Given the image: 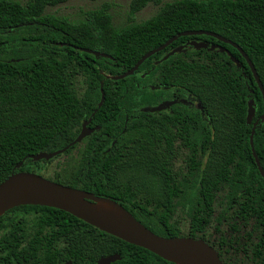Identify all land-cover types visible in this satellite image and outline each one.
I'll return each mask as SVG.
<instances>
[{
  "label": "trees",
  "instance_id": "1",
  "mask_svg": "<svg viewBox=\"0 0 264 264\" xmlns=\"http://www.w3.org/2000/svg\"><path fill=\"white\" fill-rule=\"evenodd\" d=\"M66 1L0 0V183L65 155L48 179L118 201L155 234L200 238L216 251L209 210L223 201L231 229L222 235V264H264V178L246 123L248 102L253 120L264 103L239 51L211 36H180L173 45L209 39L240 66L219 48L175 53L155 64L169 45L133 75L112 79L174 35L204 30L238 44L264 88V0H172L140 22L135 13L161 0H131L123 26L113 24L108 5L78 20L45 12ZM100 83L105 98L97 108ZM152 85L193 94L206 119L179 103L172 113L142 111L161 95L171 98L172 90ZM89 117L99 130L50 160L29 158L69 144ZM253 146L264 170V121L258 120ZM181 156L184 169L175 165ZM115 253L121 258L111 264H174L57 208L21 205L0 216V264H96Z\"/></svg>",
  "mask_w": 264,
  "mask_h": 264
},
{
  "label": "water",
  "instance_id": "2",
  "mask_svg": "<svg viewBox=\"0 0 264 264\" xmlns=\"http://www.w3.org/2000/svg\"><path fill=\"white\" fill-rule=\"evenodd\" d=\"M202 34L212 36L223 43L231 45L239 51L255 78V81L261 91L264 103V88L248 55L238 44L232 42L231 40L226 39L217 33L204 30H187L174 35L160 46L142 55L140 59L124 73L112 76V79L118 80L133 75L138 67L148 57L158 51L163 50L168 44L177 39L179 36ZM191 44L196 49L208 47V45L204 42L193 41L191 42ZM216 47L221 51L229 52L228 49L220 46L219 44L213 45L209 47V49H214ZM73 48L91 53L96 57H111L106 53L94 51L88 48H80L77 46H73ZM179 51L180 47L175 48L170 53L165 55L162 59H166L170 54ZM233 61L237 66H240L238 59L233 58ZM100 95L101 97L97 104V108L101 107L105 98L102 83H100ZM172 103H175V101H171L167 104L161 103L156 106H147L142 108V111L159 112ZM198 107L201 108L200 103H198ZM91 115H93V113ZM254 115V102L253 100H250L248 102V110L246 116V123L251 124L249 143L251 147V153L257 165L258 171L264 178V170L260 165L258 156L253 146V135L258 120L264 121V109L259 118H257L256 120H253ZM90 120L91 117H89L82 123L81 130L78 135L74 138V140H72L63 148L52 152L41 151L39 153L29 155V158L35 161H39L42 159L50 160L55 156L65 152L70 146L79 143L83 138L88 136L93 131V129L87 127V124ZM21 164L22 162L19 163V165ZM99 201L107 204L108 206L98 205ZM21 205H41L63 210L105 233L113 235L127 243L142 247L159 256L160 258L166 261H170L174 264H222L217 251L203 239L188 236H160L145 227L118 201L110 197L96 195L83 189L63 185L56 181L45 178L35 172H14L0 183V216L7 210ZM120 258L121 256L118 253L106 255L100 257L96 261V264H111L116 260H119ZM67 264H70V262H68Z\"/></svg>",
  "mask_w": 264,
  "mask_h": 264
},
{
  "label": "flooded vegetation",
  "instance_id": "3",
  "mask_svg": "<svg viewBox=\"0 0 264 264\" xmlns=\"http://www.w3.org/2000/svg\"><path fill=\"white\" fill-rule=\"evenodd\" d=\"M202 35H205V34H202ZM185 36H196V35H185ZM206 36H209V35H206ZM175 40H173L170 44L167 45V46L171 45L172 47L168 51L164 52L163 55H161L160 58L156 59L154 61L155 64H158L165 55H167L173 49L178 48V47H180V51L179 52H175V53H186V52L193 53L194 50H197L191 44V42H193V41H196V42H204V43H206L208 45L207 48H209V47H211L213 45H216V44H212L209 39H198V40H195V39H191V38H189V39H182V42H180L179 44L173 45V42ZM207 48H202V49H207ZM217 49H218L217 47L214 48V50H217ZM175 53H173V54H175ZM224 53L231 60H233L232 57H231V55L228 52L224 51ZM173 54H170L169 56H171ZM169 56L167 58H169ZM156 76L157 75L153 74L152 77H151V80H156ZM152 87H160V88H164V89L170 90V91L173 89V88L172 89H169V86H167V85H160V86H154V85H152ZM163 96L166 97V98H163ZM161 98L162 99H160V101L158 102V104H161V103L167 104V103H169L171 101H175V103L170 104L168 107H166L165 109H163V110H161L159 112L172 113V106L175 105L176 103H179L181 106L187 107L188 109L194 110V109L197 108L200 111L203 119H206L204 113L202 112V107L201 108L198 107V103L199 102L196 101L195 96L193 94H191V93H182L179 90L178 91L177 90H172L171 98H168V96H166V95H161ZM87 119H84L82 121V123L84 121H86ZM82 123H81V125H82ZM200 123L201 122L194 121L193 126L194 125H199ZM87 127L93 129V131L89 135L93 134L95 131H97V130L100 129V126L95 125V124H92L91 123V120L88 122ZM222 203H223V201L214 200V203H213L211 209L209 210L210 211V214H211V219H210V224H209V228H210V235H209V237L211 239V242L218 249L217 253L219 252L220 254H225L227 252V249H226L227 243L223 241L222 235L229 237V233L228 232L230 231L231 227H229V225H226L225 224V221L228 222V223H230V218L231 217L229 216L227 219L224 218V217H222V214L225 213V210L227 209V205L225 207H223ZM228 241H230V238H228Z\"/></svg>",
  "mask_w": 264,
  "mask_h": 264
},
{
  "label": "rangeland",
  "instance_id": "4",
  "mask_svg": "<svg viewBox=\"0 0 264 264\" xmlns=\"http://www.w3.org/2000/svg\"><path fill=\"white\" fill-rule=\"evenodd\" d=\"M21 3L26 2V0H18ZM172 0H161L159 4H154L149 2L144 6L140 11L135 13V21H143L155 14L163 3L169 2ZM131 0H67L66 2L60 3L55 6H48L45 9V12L48 14H54L58 16H66L71 20L81 19L85 11L90 9H96L102 5L109 6V12L112 16V22L116 26H123L129 22V6ZM183 156L178 158L175 161L176 167L185 166L183 162ZM67 156L62 155L57 159H54L52 162L45 164V167H42L41 170H37L35 173L45 177L50 178L54 170L57 169L60 163L64 162ZM183 232L186 233L187 230V221L182 222Z\"/></svg>",
  "mask_w": 264,
  "mask_h": 264
},
{
  "label": "bare ground",
  "instance_id": "5",
  "mask_svg": "<svg viewBox=\"0 0 264 264\" xmlns=\"http://www.w3.org/2000/svg\"><path fill=\"white\" fill-rule=\"evenodd\" d=\"M98 205H100V206H108L107 204H105V203H103L101 201L98 202Z\"/></svg>",
  "mask_w": 264,
  "mask_h": 264
}]
</instances>
